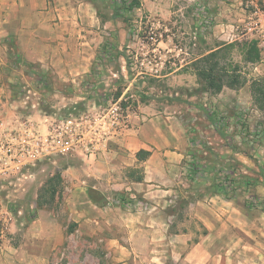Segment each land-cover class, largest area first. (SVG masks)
<instances>
[{
  "label": "crops",
  "instance_id": "crops-1",
  "mask_svg": "<svg viewBox=\"0 0 264 264\" xmlns=\"http://www.w3.org/2000/svg\"><path fill=\"white\" fill-rule=\"evenodd\" d=\"M100 1L0 0L4 126L21 121L17 114L5 117L1 112L19 102L15 91L37 90L52 81L78 89L93 74L109 41V20L101 14L106 0ZM257 30L263 36L261 47L264 26ZM261 55L257 76L264 75ZM31 118L43 126L41 118ZM140 151L149 155L139 157ZM190 153L180 116L134 115L131 126L110 138L97 156L74 154L69 156L73 162L60 166L75 230L66 232L54 215L39 210L41 229L30 226L23 244L11 251L0 247V264H58L51 255L63 246L73 248L68 240L78 236L99 238L111 264H264L259 237L264 228H239L241 220L253 217L242 200L195 196ZM75 159L81 165L75 166ZM257 194L263 196L264 189ZM181 211L198 225L181 223ZM34 236L38 242L31 241Z\"/></svg>",
  "mask_w": 264,
  "mask_h": 264
},
{
  "label": "rangeland",
  "instance_id": "rangeland-1",
  "mask_svg": "<svg viewBox=\"0 0 264 264\" xmlns=\"http://www.w3.org/2000/svg\"><path fill=\"white\" fill-rule=\"evenodd\" d=\"M103 7L102 20H109V41L82 87L52 81L37 90L15 91L19 102L1 112L5 117L12 113L44 122L45 116L94 113L120 100L131 117L180 116L191 142L189 164L195 196L221 195L219 185L226 183L227 198L244 201L245 210L253 214L251 220H241L239 228H264V195L257 194V189H264V112L255 104L251 90V83L264 75L257 76L254 70L262 60L255 64L244 60L245 44L263 40L257 28L264 26V0H106ZM230 43L235 46L222 49L220 67L231 74L237 66L235 74L241 75L243 85L237 89L225 86L220 93L208 91L193 62ZM260 50L264 52V44ZM69 156L37 162L25 170V176L5 182L1 195L11 213V226L0 242L5 252L23 244L30 226L36 232L41 229L39 210L54 215L67 227L66 232L75 230L66 211L63 182L54 196L47 186L61 174L62 164L73 162ZM79 164L80 159H75L74 165ZM179 221L198 225L184 211ZM259 237L264 244V234ZM38 239L34 236L31 241ZM70 243L73 248L63 246L51 260L111 264L99 238L78 236Z\"/></svg>",
  "mask_w": 264,
  "mask_h": 264
},
{
  "label": "built area",
  "instance_id": "built-area-1",
  "mask_svg": "<svg viewBox=\"0 0 264 264\" xmlns=\"http://www.w3.org/2000/svg\"><path fill=\"white\" fill-rule=\"evenodd\" d=\"M131 119L117 100L94 113L45 116L43 126L32 118L12 126L0 122V242L11 226V213L1 195L5 182L25 176V170L42 160L76 153L97 156L110 138L129 128Z\"/></svg>",
  "mask_w": 264,
  "mask_h": 264
},
{
  "label": "trees",
  "instance_id": "trees-1",
  "mask_svg": "<svg viewBox=\"0 0 264 264\" xmlns=\"http://www.w3.org/2000/svg\"><path fill=\"white\" fill-rule=\"evenodd\" d=\"M234 46H235L234 43L224 44L218 49L211 50L208 54L203 55L200 58H197L193 62L195 66L196 75L205 82V86L208 91L210 90L214 93H220L222 92L225 86L231 89H237L238 87L243 85V81L241 80V75L235 74L236 70H238L237 66L235 67L234 71L231 74L226 70L225 67L222 68L220 67V56L222 49L223 48L226 49V47L232 48ZM245 47L246 50H245L244 60L246 63L255 64L261 61L262 55L258 40L255 39L250 40L247 44H245ZM251 90L255 104L257 105L259 110L264 112V79L254 80L251 83ZM142 154L149 155L148 152L140 151L138 152L137 156L140 157L142 156ZM62 180L63 178L61 174H57L56 176L51 178V180H49L50 184H47V186L48 189L50 190V193L53 196L58 193L57 186L62 184L63 182ZM226 187H227L226 183L220 184L219 191L221 195H223L226 199H228L225 193ZM121 199L123 201H126V199L124 198ZM38 205L39 206L42 205L40 200L38 201Z\"/></svg>",
  "mask_w": 264,
  "mask_h": 264
}]
</instances>
